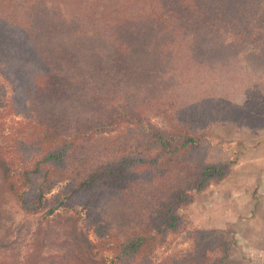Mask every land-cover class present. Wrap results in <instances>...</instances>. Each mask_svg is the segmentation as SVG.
<instances>
[{"label":"trees","instance_id":"16d2710c","mask_svg":"<svg viewBox=\"0 0 264 264\" xmlns=\"http://www.w3.org/2000/svg\"><path fill=\"white\" fill-rule=\"evenodd\" d=\"M8 1L13 6L16 0ZM23 1L21 16L17 11L8 12L9 7L2 6L0 10V47L4 45V51L0 50L3 186L24 207L34 210L43 206L47 194L60 182H67L56 195L58 203L50 208L51 214L68 199L77 203L78 191L89 193L102 185L131 188L138 177L154 180L151 192L155 191V196L165 202L160 224L154 222L152 230L136 229L121 238L97 218L93 221L97 223L95 230L100 244L107 245V250L113 253L110 264H155L162 234L181 227L182 219L175 209L194 200L190 191H202L212 182L225 179L233 171L234 162L203 159L206 153L203 142L185 130L184 124L174 127V135L148 125V134L157 143L155 154L140 157L125 154L102 160L77 145L75 138L83 134L84 126L80 124L67 134L69 126L59 124L49 108L55 101L57 104L63 100H88L82 105L89 110L83 116H75L78 122H84L85 129L88 127L86 133L105 123L117 125L125 110L115 100L138 102L135 98L141 95L138 88L130 86L133 79L140 80L153 67L175 71L180 76L175 46L190 55L191 66L188 63L187 67L198 71L205 65L211 67V62L219 57L225 59L230 53H241L246 47L242 45L251 41V47L247 45L246 49L254 63L262 65L264 28L252 24L251 19L257 23L264 20V8L254 15L249 0H118L115 9L111 0H103L94 14L90 13V6L97 0ZM109 2L112 8L107 7ZM98 18L109 26L106 30L87 27ZM244 22L250 24L245 26ZM229 30L234 32L231 34ZM160 42L166 44L164 48H160ZM116 74L118 82L112 77ZM120 87L128 95L119 92ZM214 110L222 114L220 109ZM97 114L102 118L100 126L91 122ZM196 114L204 120L208 118L201 110H196ZM85 115L89 116L84 120ZM141 120L138 116V121ZM177 150L181 156L177 155L173 163L169 153ZM195 165L198 169L189 186H179L178 177L182 180L186 170L189 172ZM171 184L174 186L170 187ZM225 232L224 228L214 227L193 230L197 241L193 252L183 259L194 257V252L215 251L211 264H229L233 242L223 237ZM86 240L95 246L88 237ZM35 243L32 254L40 250L37 240ZM48 257L60 264H95L83 253H56Z\"/></svg>","mask_w":264,"mask_h":264},{"label":"rangeland","instance_id":"374dc122","mask_svg":"<svg viewBox=\"0 0 264 264\" xmlns=\"http://www.w3.org/2000/svg\"><path fill=\"white\" fill-rule=\"evenodd\" d=\"M8 2L11 1H1L0 10L2 6L3 9L9 7L8 12L17 11L18 16H21L25 2L16 0L13 6ZM249 2L253 5L251 10L255 11H251L252 14L259 15L257 11L264 8V0ZM103 3V0L93 3L90 13L95 14V10ZM111 3L113 8L118 9V0H111ZM107 7L112 8L110 2ZM96 22L98 24L95 25ZM96 22H89L87 27H97L100 30L109 27L99 18ZM251 22L264 28V20L257 23L255 19H251ZM248 24L250 22H244L245 26ZM236 28L235 26L234 29L238 32L239 29ZM231 31L229 30L230 33ZM251 44V41L243 44L242 47H246L241 49V53H230L225 59L219 57L211 62V67L205 65L198 68V71L187 67V64H190V55L185 54L182 48L179 51L175 46V62L180 76L175 75V71L167 72L163 68L153 67V71L147 72L145 77L138 81L133 79L134 82L130 86L138 88L141 95L135 99L139 100H115L116 105L124 108L125 113L114 126L105 123L102 127H96L86 133L88 127L85 129L84 122H78L75 116H83V112L89 110L83 107V103H89L88 100H63L57 104L55 101L49 109L56 115L55 119L59 124L69 126L67 134L75 131L78 126H84L83 134L75 138L77 145L81 146L84 152L99 156L102 160L115 159L125 154L137 157L155 154L157 143L153 142L148 134V125L169 130L170 134L174 135V127L184 124L185 130L203 142L206 148L203 159L208 162H234L233 157L241 151L244 140L246 143H250V140H264V64L254 63V58L248 53L249 49H246L247 45L251 47ZM165 45L161 42L159 44L160 48ZM0 50L4 51V45ZM112 77L118 82L117 74ZM10 88L7 87L8 91ZM118 90L128 95L123 87ZM8 102H11L10 97ZM215 108L220 109L222 114H218ZM196 110L204 112L210 121L206 123L207 119L197 115ZM87 116L89 115H85L84 120ZM138 116L142 118L141 121H138ZM100 118L98 114L92 117V124L99 125ZM149 140L150 144H147ZM177 155L181 156L178 150L170 151L169 156L173 158V163ZM196 166L189 172L186 170L182 180L178 177L176 183L180 182L179 186H189L198 169ZM168 176L167 179L170 174ZM220 182H212L207 188ZM66 183L60 182L47 194L43 206L33 210L24 207L10 194L0 178V264H60L48 257L56 253H83L95 264H110L113 253L107 250V245L100 244L94 218L121 238L136 229L152 230L154 222L160 224V212L165 199L162 201L160 197L155 196V191L151 192L155 186L154 180L138 177L134 179L136 185L131 188L102 185L89 193L78 191L80 199H76L77 203L72 202V198L68 199L66 204L48 214L50 208L57 205L56 195L62 192ZM202 191H190L194 194V200L189 204L182 203L175 209L182 219L181 227L168 229L162 234L163 238L159 240L154 256L155 264L212 263L217 254L215 251L194 252V257L183 259L193 252L197 241L193 234V230L198 228L195 219L202 214L197 211L199 206L194 210V202L198 198L200 202L212 197L209 194L202 195ZM85 201L87 205H84ZM38 227H41V230ZM224 229L227 232L223 237L234 244L233 227ZM86 237L95 244L94 247L87 242ZM36 240L40 250L32 254ZM230 260L229 258V264H236L234 260Z\"/></svg>","mask_w":264,"mask_h":264},{"label":"crops","instance_id":"0c3cea01","mask_svg":"<svg viewBox=\"0 0 264 264\" xmlns=\"http://www.w3.org/2000/svg\"><path fill=\"white\" fill-rule=\"evenodd\" d=\"M249 142L244 140L233 157L230 175L201 192L212 197L194 202V210L199 206L197 211L202 214L195 224L200 228L233 227L230 261L264 264V140Z\"/></svg>","mask_w":264,"mask_h":264}]
</instances>
